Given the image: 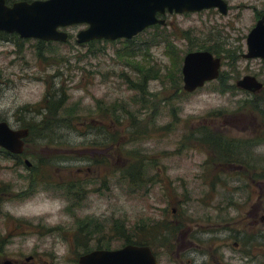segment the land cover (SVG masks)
Here are the masks:
<instances>
[{
    "label": "rangeland",
    "instance_id": "rangeland-1",
    "mask_svg": "<svg viewBox=\"0 0 264 264\" xmlns=\"http://www.w3.org/2000/svg\"><path fill=\"white\" fill-rule=\"evenodd\" d=\"M224 1L227 16L216 10L167 15L166 28H151L130 42L80 46L76 37L86 26L68 29L67 45L0 34V123L14 130L51 126L47 139L36 136L28 142L24 160L0 149V261L28 264L33 257L31 264H78L100 245L116 251L144 241L147 221L170 229L161 232L165 247L149 240L161 264H203L206 257L200 254L224 241L223 235L209 236L221 231L215 227L221 213L210 211L222 204L220 189L213 199L216 208L189 203L188 197L196 188L202 193L199 177L213 167V154L234 153L238 163L246 164L247 171L218 166L243 174L245 187L251 185L246 180L253 175L250 167L258 164L255 180L264 187V95L257 103L228 89L244 75H259L264 82V64L240 59L237 42L255 27L264 0ZM165 40L182 57L181 71L191 53L221 58L220 79L186 94L183 78L180 89L170 79L178 74H172ZM60 99L65 104L52 116L50 103ZM105 138L113 141L110 159L91 153ZM87 168L91 175L79 173ZM130 173L137 185L128 179ZM101 179L109 180V190ZM81 180L95 183L84 182L88 195L78 208L64 187ZM174 209L186 226L173 232ZM235 212L228 214V222H235ZM191 215L197 219L189 224Z\"/></svg>",
    "mask_w": 264,
    "mask_h": 264
},
{
    "label": "water",
    "instance_id": "water-1",
    "mask_svg": "<svg viewBox=\"0 0 264 264\" xmlns=\"http://www.w3.org/2000/svg\"><path fill=\"white\" fill-rule=\"evenodd\" d=\"M0 0V32L18 35L23 40L68 44L70 36L62 30L76 26L88 29L78 34L77 44L95 41H131L155 26L165 27L161 17L196 14L217 10L227 16L229 6L224 0H47L15 3ZM249 59L264 60V17L257 24L248 42ZM222 62L208 52L192 53L185 57L182 75L184 91L193 94L207 83L220 78ZM238 87L261 92L263 85L246 77ZM28 129L14 130L7 122L0 123V148L11 155L25 151ZM30 168L31 164L27 162ZM79 264H158L147 247L127 246L118 251H96L79 259Z\"/></svg>",
    "mask_w": 264,
    "mask_h": 264
},
{
    "label": "flooded vegetation",
    "instance_id": "flooded-vegetation-1",
    "mask_svg": "<svg viewBox=\"0 0 264 264\" xmlns=\"http://www.w3.org/2000/svg\"><path fill=\"white\" fill-rule=\"evenodd\" d=\"M21 2H28L26 0H14V1H8L7 3L9 6H13L15 3H21ZM32 3V2H31ZM230 12V9H229ZM256 25L255 27H252L247 31L245 35H240L237 37L238 47H240V59L246 61V62H259L261 64H264L263 59H249L248 56L250 54L249 51V38L253 31L256 29L257 24L262 20L264 17V12L257 13L256 16ZM71 29V28H69ZM68 30V29H67ZM67 30H64L65 32ZM71 38V36H70ZM43 44H59V43H46L41 42ZM77 42V39H76ZM241 44L243 47H241ZM62 45V44H61ZM89 45V44H88ZM86 46V45H85ZM217 58V57H216ZM222 60V59H221ZM223 62V60H222ZM246 77H253L257 79L264 87V82L260 79L259 75H244L243 77H240L236 81V86L233 88H228L229 90H232L233 92H239L246 95H250L253 98V102H260L262 101V95H264V88L261 92H251L249 90H244L238 87V83L243 81ZM222 81V80H221ZM204 89V88H203ZM202 90V89H201ZM199 91V90H198ZM196 93V92H195ZM256 104V103H255ZM261 113V112H260ZM243 121H241V127L243 128ZM242 133H245V131H241ZM110 138H105V142L102 144H98V147L100 150L96 149L94 151H91L92 154L98 155L100 157H107L110 159V154L113 153V141ZM261 142H264V137ZM255 142V141H253ZM109 147H108V146ZM27 147V145H26ZM86 151L82 150V153ZM87 153V152H86ZM234 153L230 154V156L226 155L223 158H217L216 155L213 154L215 157L213 167L209 169L207 173H204L200 175L199 180L203 181V191L202 193H198L197 188L191 190V198L188 197L189 203H196L201 206H205L207 208H216L217 206L213 205L215 192L217 191V188L220 189V192H222V204H220V207H217L216 210H210L212 212H215L216 214L221 213V216L217 218L218 223H216V229L221 230L218 232L210 233L209 236L220 234L224 236V241L222 240V243L218 245L217 248H212L209 252H202V254L206 257V260H204L203 264H264V187H261L257 181L255 180L258 175H255L256 171H259L258 164L252 165L250 169L253 171L252 178H247L246 180L251 181L250 186H243L241 185V182L244 181L243 174L235 173L234 169L227 168L229 172L225 173L221 171L220 167L225 166H233V165H239L240 170H246L249 169L248 167H245L246 164L244 163H238L240 161L237 160V158H234ZM14 157V156H11ZM19 159V158H18ZM24 160V158H21ZM26 162V160H25ZM95 165H99L100 162L97 160L93 162ZM218 166H220L218 168ZM33 169V168H32ZM31 170V169H30ZM81 175L85 173V175H88L91 173L90 168H87V170H81L79 173ZM88 173V174H87ZM143 168L141 169V178H142ZM91 175V174H90ZM248 177V174H245ZM132 180V178H130ZM161 182H163V179H159ZM103 182V187L107 190L108 188V181ZM88 181H79L78 186L79 189L77 191V203L78 208H82V204L84 203V198L88 195V192L84 191V186H86V183ZM139 182V181H138ZM141 184L144 183L143 180L140 179ZM92 183H95L94 181H89L87 185H91ZM230 184V188L228 189L227 186ZM146 185V182H145ZM213 191V192H212ZM227 191L229 192V196H227ZM178 197V196H177ZM177 206H180L182 204V201H177ZM170 203L173 205V202L170 201ZM213 205V206H212ZM237 214L235 218V222H228V214L231 212H234ZM172 214L174 219L176 220L175 223L172 222L175 226L173 228V232L175 230L179 231L182 227L185 228V220L183 221V218L178 215L177 210H172ZM197 217L195 215H191L189 219V224L193 221L196 222ZM199 219V218H198ZM200 227V229H198ZM211 227V226H210ZM179 229V230H178ZM199 231H206L201 228L200 225L196 227ZM160 230V232H159ZM165 230L162 227L159 226V223L156 221L150 222L147 221L145 223V227L143 230V238H144V244L143 247H147L151 250L153 256L157 259L158 264L162 263V258L157 254V250H154L149 243V240H154L156 247L162 246L165 247L161 241H159L162 236L161 232ZM101 231V230H99ZM193 229L191 228V236L193 235ZM209 232H199V235L208 234ZM208 237V236H204ZM148 240V241H146ZM220 240V239H219ZM229 241V242H228ZM216 242V241H214ZM231 242H234L233 245H231ZM129 246V245H127ZM104 247L102 245L98 246L95 251H107L103 249ZM220 250V254H217L216 250ZM193 249V245L191 243V251ZM93 251V252H95ZM201 252V251H198ZM92 253V252H90ZM89 254V253H87ZM201 257V256H200ZM28 260V259H27ZM181 260V259H180ZM31 261H35L33 257H31V260H28L27 263L31 264ZM208 261V262H207ZM10 262V263H7ZM0 264H19L12 261H0ZM33 264H36L33 262ZM181 264H184L183 262ZM188 264H195V262L188 261Z\"/></svg>",
    "mask_w": 264,
    "mask_h": 264
},
{
    "label": "trees",
    "instance_id": "trees-1",
    "mask_svg": "<svg viewBox=\"0 0 264 264\" xmlns=\"http://www.w3.org/2000/svg\"><path fill=\"white\" fill-rule=\"evenodd\" d=\"M156 28L159 29L161 27H154L153 29H156ZM165 49H166L167 55L169 56L170 60L173 63L172 74H175V73L178 74L177 78H175V76L172 75V76H170V79L173 80L174 82L176 81L177 84H175V85L178 86V88L180 89L181 81H182V73H181L182 57L176 53L175 44L173 42H169V41L165 40ZM149 72H152V71H148L146 73H149ZM146 79H147V75H146ZM64 104H65V99H60L59 101L51 102L50 107H49L50 114L52 116L58 114V112L62 109ZM27 110H29V109H27ZM26 129L30 130V137L27 141V144H28V142L36 136L42 137L43 139H45V138L47 139L45 132L51 130V126L50 125H47V127H46V125L45 126L41 125V126H36V127L29 126V127H26ZM31 142H32V140L29 143H31ZM92 162H94V161H92ZM129 176L132 177L131 183L137 184L138 180H136L131 173L129 174ZM64 189H65V192L67 193L69 198L77 201V199H78L77 191L79 189L77 182H75V183L73 182L70 185H65ZM167 214L168 213L165 212V215H167ZM165 228H166V231L170 230L168 227H164V229ZM142 243H144V242L143 241H136L135 243L129 242L128 244L129 245L143 246L144 244H142Z\"/></svg>",
    "mask_w": 264,
    "mask_h": 264
}]
</instances>
